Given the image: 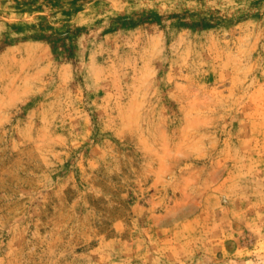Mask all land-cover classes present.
<instances>
[{
  "label": "rangeland",
  "instance_id": "1",
  "mask_svg": "<svg viewBox=\"0 0 264 264\" xmlns=\"http://www.w3.org/2000/svg\"><path fill=\"white\" fill-rule=\"evenodd\" d=\"M0 264H264V0H0Z\"/></svg>",
  "mask_w": 264,
  "mask_h": 264
}]
</instances>
